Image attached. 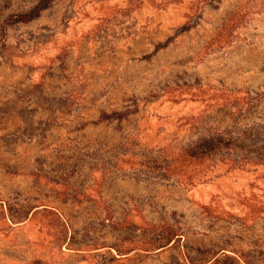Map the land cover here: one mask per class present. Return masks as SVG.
<instances>
[{
  "label": "rangeland",
  "instance_id": "rangeland-1",
  "mask_svg": "<svg viewBox=\"0 0 264 264\" xmlns=\"http://www.w3.org/2000/svg\"><path fill=\"white\" fill-rule=\"evenodd\" d=\"M39 1L0 0V264H264L242 201L264 202V168L193 186L163 157L264 125V0H54L17 21Z\"/></svg>",
  "mask_w": 264,
  "mask_h": 264
},
{
  "label": "trees",
  "instance_id": "trees-1",
  "mask_svg": "<svg viewBox=\"0 0 264 264\" xmlns=\"http://www.w3.org/2000/svg\"><path fill=\"white\" fill-rule=\"evenodd\" d=\"M53 1L40 0L32 11L18 13L17 21H32ZM103 117L109 115L104 113ZM163 157L168 162V168L172 166L171 172L178 180L193 186L205 184L234 171L252 176L255 174L256 180L257 174L264 168V125L253 122L237 128L206 129L194 139L192 146L181 148L173 156L166 152ZM242 201L253 211L248 217L253 218L257 213H264L262 200L244 197ZM176 236L179 234H174L166 242L173 241ZM256 245L263 249L260 257L264 258V238H260ZM233 253L222 252L219 256L214 255L206 264H254L247 256ZM189 263L199 264L193 261Z\"/></svg>",
  "mask_w": 264,
  "mask_h": 264
}]
</instances>
